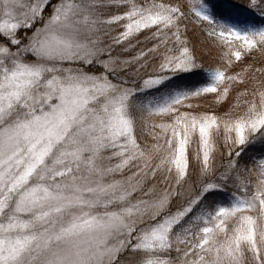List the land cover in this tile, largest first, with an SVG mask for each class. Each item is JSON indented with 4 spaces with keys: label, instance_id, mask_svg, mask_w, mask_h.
Here are the masks:
<instances>
[{
    "label": "snow or ice",
    "instance_id": "1",
    "mask_svg": "<svg viewBox=\"0 0 264 264\" xmlns=\"http://www.w3.org/2000/svg\"><path fill=\"white\" fill-rule=\"evenodd\" d=\"M247 7L0 0V264H264V158L238 160L264 141Z\"/></svg>",
    "mask_w": 264,
    "mask_h": 264
},
{
    "label": "rangeland",
    "instance_id": "2",
    "mask_svg": "<svg viewBox=\"0 0 264 264\" xmlns=\"http://www.w3.org/2000/svg\"><path fill=\"white\" fill-rule=\"evenodd\" d=\"M53 2L55 3L56 0H53ZM48 11H50V9H47L45 11V16H47L48 14ZM192 26L190 25V28ZM197 32L199 33V29H196ZM24 32V30L22 29L20 31V34L22 35ZM30 34V33H29ZM188 35L191 37V34H190V31L188 33ZM197 38V39H196ZM191 41V45L194 50H195V53L197 55V57L202 60V62H204L205 64L207 63H214L215 61L212 59V56H215L216 55V52H215V49H212V56H209V55H206L204 54V50L205 49H208V48H211V45L208 44L206 42V37L203 33H199L198 36H194V38H191L190 39ZM253 56L256 57V60L254 61L253 60V57L252 56H249V57H246V59L244 60L243 63H257L258 60H259V54L257 53H254ZM236 71L239 70V65H237L235 67ZM234 97H235V91L232 93V95L229 97L228 101H226L224 104L222 105H215L214 103H212V96L209 95L206 99L204 100H201L200 103L203 105L202 109L201 110H207V111H215L217 114H222L224 111H226L233 103H235V100H234ZM257 141V140H256ZM251 145V144H250ZM249 146V145H248ZM247 146V147H248ZM195 149H196V145L195 143L190 147L189 149V152H190V158L194 155V152H195ZM247 149V148H246ZM245 149V150H246ZM245 152V151H244ZM261 158H264V157H261ZM260 158H258L257 160H259ZM256 160V161H257ZM193 163H195V161L193 160L192 161ZM220 163H227V158L225 157L223 160L220 159L219 155L217 156V164L219 165ZM253 167V164L249 165V168ZM185 187H188L187 185Z\"/></svg>",
    "mask_w": 264,
    "mask_h": 264
},
{
    "label": "trees",
    "instance_id": "3",
    "mask_svg": "<svg viewBox=\"0 0 264 264\" xmlns=\"http://www.w3.org/2000/svg\"><path fill=\"white\" fill-rule=\"evenodd\" d=\"M232 3H235L239 8H241L245 14L249 12V9L247 7L248 0H231ZM254 15L255 21L258 25L261 23H264V21L261 20V18L258 15ZM191 37L189 36V39L194 38V36H198V32L195 29V34L193 31L190 30ZM197 39V38H196ZM203 73H200L198 75L191 77V82L196 83L197 81H200L202 79ZM264 157V141L257 139V141L247 147L245 152L242 153L241 157L238 158L239 164L241 167L247 166L253 164L254 161H256L258 158ZM218 199H222L223 197H217Z\"/></svg>",
    "mask_w": 264,
    "mask_h": 264
}]
</instances>
